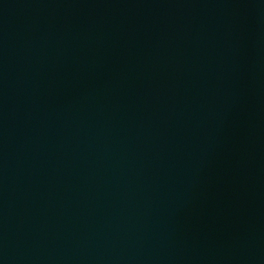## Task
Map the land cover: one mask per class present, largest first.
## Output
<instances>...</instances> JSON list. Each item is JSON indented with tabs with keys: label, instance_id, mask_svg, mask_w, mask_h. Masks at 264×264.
<instances>
[{
	"label": "water",
	"instance_id": "water-1",
	"mask_svg": "<svg viewBox=\"0 0 264 264\" xmlns=\"http://www.w3.org/2000/svg\"><path fill=\"white\" fill-rule=\"evenodd\" d=\"M0 264H264V0H0Z\"/></svg>",
	"mask_w": 264,
	"mask_h": 264
}]
</instances>
